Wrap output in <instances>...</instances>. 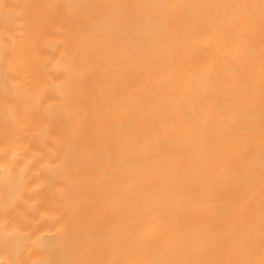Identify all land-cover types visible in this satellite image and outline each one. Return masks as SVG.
<instances>
[{"label": "bare ground", "instance_id": "1", "mask_svg": "<svg viewBox=\"0 0 264 264\" xmlns=\"http://www.w3.org/2000/svg\"><path fill=\"white\" fill-rule=\"evenodd\" d=\"M0 264H264V0H0Z\"/></svg>", "mask_w": 264, "mask_h": 264}]
</instances>
